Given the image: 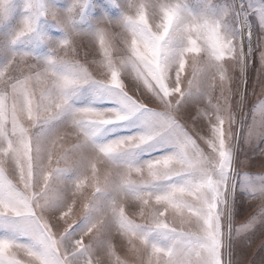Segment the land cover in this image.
<instances>
[{
	"label": "snow or ice",
	"instance_id": "6c2138e0",
	"mask_svg": "<svg viewBox=\"0 0 264 264\" xmlns=\"http://www.w3.org/2000/svg\"><path fill=\"white\" fill-rule=\"evenodd\" d=\"M257 155L264 0H0V264H242Z\"/></svg>",
	"mask_w": 264,
	"mask_h": 264
},
{
	"label": "rangeland",
	"instance_id": "374dc122",
	"mask_svg": "<svg viewBox=\"0 0 264 264\" xmlns=\"http://www.w3.org/2000/svg\"><path fill=\"white\" fill-rule=\"evenodd\" d=\"M252 42H253V47L255 48L256 42H257V36H256V31L255 29L253 30V36H252ZM247 47V44L245 45ZM251 77L254 79L255 78V69L252 70L251 72ZM251 89V82L249 85ZM257 94L260 93V88H256ZM255 101V97H250L249 98V106H251V103ZM242 115V113H237V118L239 119V116ZM248 119H251V115L249 114ZM235 130V129H234ZM241 147L243 148V142L241 141ZM247 153V155H251V151L248 149H244V152L241 153V158L244 157V154ZM245 171H249L251 173H260L264 172V159L259 157L257 155L251 165L244 169ZM256 207L255 204H247L245 202L244 205H242V211L240 216L237 218V222L239 223V220L244 219L245 216L251 214L253 209ZM238 257L242 261V264H264V230L261 229H256L254 232H252L247 240L242 242L240 246H238Z\"/></svg>",
	"mask_w": 264,
	"mask_h": 264
}]
</instances>
